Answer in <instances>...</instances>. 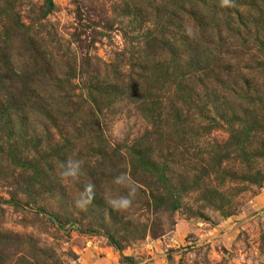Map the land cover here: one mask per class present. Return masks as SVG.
I'll return each mask as SVG.
<instances>
[{
	"label": "rangeland",
	"instance_id": "374dc122",
	"mask_svg": "<svg viewBox=\"0 0 264 264\" xmlns=\"http://www.w3.org/2000/svg\"><path fill=\"white\" fill-rule=\"evenodd\" d=\"M0 264H264V0H0Z\"/></svg>",
	"mask_w": 264,
	"mask_h": 264
},
{
	"label": "clouds",
	"instance_id": "9594fccd",
	"mask_svg": "<svg viewBox=\"0 0 264 264\" xmlns=\"http://www.w3.org/2000/svg\"><path fill=\"white\" fill-rule=\"evenodd\" d=\"M231 3L232 0H221V7H229ZM59 168L61 180L69 184H79L81 183V178L85 176L83 161L76 158V153L61 161ZM112 184L120 186L125 191L121 194L119 191L114 193L112 187L106 189V199L110 208L115 212H124L132 208L137 198L138 189L131 176L126 172L120 173L113 178ZM95 188V184L91 181L84 182L78 198L74 201L76 207L86 210L92 205L96 196Z\"/></svg>",
	"mask_w": 264,
	"mask_h": 264
}]
</instances>
